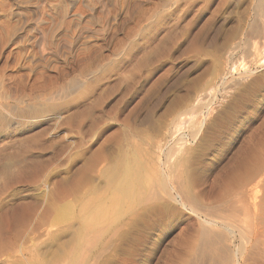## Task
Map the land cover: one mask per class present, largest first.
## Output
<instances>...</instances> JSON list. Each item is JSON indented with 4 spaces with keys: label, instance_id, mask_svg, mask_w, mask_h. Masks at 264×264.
I'll return each instance as SVG.
<instances>
[{
    "label": "rangeland",
    "instance_id": "obj_1",
    "mask_svg": "<svg viewBox=\"0 0 264 264\" xmlns=\"http://www.w3.org/2000/svg\"><path fill=\"white\" fill-rule=\"evenodd\" d=\"M16 1L0 0L12 7L0 8V37L7 34L0 38V105L10 111L0 113L12 122L0 125V264H174L199 226L210 227L205 220H215L214 209L245 182L244 202L251 210L258 205L264 230V63L243 74L245 55L231 51L244 37L252 0H185L182 11L174 0ZM159 22L166 38L155 39L163 46L142 64L145 33L154 35ZM90 67L99 68L98 76L88 77ZM66 87L68 93L61 91ZM46 91L58 110H19L43 102ZM197 99L206 103L198 128L182 120L177 138L170 137L176 112L189 111ZM157 141L169 144L160 149ZM170 153L180 167L185 163L184 184L197 211L164 180ZM249 166L255 170L246 177ZM235 175L243 179L235 182ZM160 178L171 192L167 203Z\"/></svg>",
    "mask_w": 264,
    "mask_h": 264
},
{
    "label": "bare ground",
    "instance_id": "obj_2",
    "mask_svg": "<svg viewBox=\"0 0 264 264\" xmlns=\"http://www.w3.org/2000/svg\"><path fill=\"white\" fill-rule=\"evenodd\" d=\"M7 1V0H6ZM18 1V0H17ZM16 1V2H17ZM28 1V0H27ZM45 1V0H44ZM44 1H42V2H44ZM170 1H172V0H170ZM187 1V0H186ZM185 0H174V2L173 3H175L176 5H177V10H180V11H182V8H184L182 5L183 4H185V2H186ZM227 1V3L229 2L228 0H226ZM248 1H250V0H248ZM2 2V1H1ZM19 2H22V0H20V1H18V3ZM31 2V1H30ZM38 2V0H36V2H34V3H37ZM42 2H41V4H42ZM73 2V1H72ZM130 2V1H129ZM189 2V1H188ZM191 2V1H190ZM193 2H194V0H193ZM251 2V6H249L248 8H250V10L248 11L249 13H247L248 14V16H247V22H246V25H244V27L246 26V28H244L241 24V26H242V32H241V35L242 36H244L243 37V39L242 40H239V42L240 43H237L236 42V44L234 45V49L232 48L231 49V51L233 50V51H235L236 49L237 50H241L242 51V53L245 55V57H246V61H245V63H243L244 62V55L242 56V58H243V65L242 66H244V73L243 74H248L249 72H251V68H253V67H258V66H260L262 63H264V62H262L263 60H264V0H252V1H250ZM6 4H12V3H14V1L11 3V2H9V3H7V2H5ZM4 3V4H5ZM28 3V2H27ZM27 3H25V4H27ZM226 3V4H227ZM233 3V2H232ZM3 4V3H2ZM2 4H0V8L2 9V7H7V8H10V6L9 5H7V6H3ZM21 4V3H20ZM33 4V3H32ZM38 4H39V2H38ZM225 4V5H226ZM230 4V3H229ZM247 4H249V3H247ZM2 5V6H1ZM35 5V4H34ZM40 5V4H39ZM224 5V4H223ZM9 6V7H8ZM36 6H38V5H36ZM175 6V5H174ZM182 6V7H181ZM186 6V5H185ZM228 6V5H227ZM14 7V6H13ZM17 7V6H16ZM18 7H22V6H19L18 5ZM23 7H24V4H23ZM26 7V6H25ZM32 7V6H31ZM30 7V8H31ZM34 7V6H33ZM161 7H163V6H161ZM165 7V6H164ZM224 7V6H223ZM229 7H230V5H229ZM12 8V7H11ZM10 8V9H11ZM40 8V7H39ZM42 8V7H41ZM186 8H187V6H186ZM232 8V7H231ZM231 8H230V10H231ZM0 9V10H1ZM6 9V8H5ZM10 9H8V11L10 10ZM14 9V8H13ZM18 9V8H17ZM33 9V8H32ZM188 9V8H187ZM12 10V9H11ZM15 10V9H14ZM33 10H35V9H33ZM40 10V9H39ZM159 10V9H158ZM175 10H176V8H175ZM223 10H225V9H223ZM3 11H4V9H3ZM2 10H1V12H3ZM17 11V10H16ZM16 11H15V14H16ZM20 11V10H19ZM37 11V10H36ZM155 11V10H154ZM228 11H229V9H228ZM18 12V11H17ZM33 12H35V11H33ZM156 12V11H155ZM12 13H14V12H12ZM19 13V12H18ZM37 14H38V16H39V13L38 12H36ZM35 13V14H36ZM175 13H178V12H175ZM228 13V12H227ZM230 13L231 12H229L228 14L230 15ZM8 14V13H7ZM21 14H22V12H21ZM36 14V15H37ZM147 14V13H146ZM157 14V13H156ZM159 14V13H158ZM179 14V13H178ZM224 14V13H223ZM12 15V14H11ZM14 15V14H13ZM17 15V14H16ZM143 15H145V13L143 14ZM151 15H153V13L151 14ZM160 15V14H159ZM8 16H9V14H8ZM18 16H19V14H18ZM177 16V15H176ZM180 16V15H179ZM178 16V17H179ZM183 16V15H182ZM223 16V15H222ZM227 16V15H226ZM144 17H146V16H144ZM144 17H142L143 19H144ZM155 17V16H154ZM228 17V16H227ZM227 17H226V19H227ZM9 18H10V16H9ZM12 18V17H11ZM141 18V19H142ZM153 18V17H152ZM156 18V17H155ZM159 18V17H158ZM182 18V17H181ZM180 18V19H181ZM225 18V17H224ZM6 19H8V18H6ZM150 19V18H149ZM149 19H147V22H145V24L143 23V27H144V29L146 28V29H148V28H150L151 27V23L150 22H148L149 21ZM2 20V19H1ZM223 20V19H222ZM221 20V21H222ZM246 20V19H245ZM245 20H243V21H245ZM5 21H7V20H5ZM154 21V20H153ZM160 21V20H159ZM163 21V20H162ZM181 21V20H180ZM179 21V22H180ZM242 21V20H241ZM152 22V21H151ZM167 22V21H166ZM6 23V22H5ZM4 23V24H5ZM9 23V22H8ZM223 23V22H222ZM0 24H1V22H0ZM243 24H244V22H243ZM9 25V24H8ZM167 25V24H166ZM179 25V24H178ZM1 26H3V25H1ZM10 26H11V32H12V29L14 28L15 29V27H13L12 25H9V27H8V29L10 30ZM165 25H164V22H159L157 25H156V28H155V30H153V33H154V35H151L149 32H144L145 33V36H144V38H143V45L141 46V51H142V55H141V61L140 62H142V64H148V63H150L151 61H152V59H154L155 58V56L158 54V53H160V44L161 43H156V36L159 34V33H161V31L164 29L165 30V27H164ZM175 26H176V24H175ZM13 27V28H12ZM36 28H37V26H35ZM164 27V28H163ZM177 27V26H176ZM3 29L5 28H7V25H5V27L3 26L2 27ZM35 28V29H36ZM168 28V27H167ZM244 28V29H243ZM2 29V31H6V33H9V30L7 31V30H3ZM34 29V28H33ZM39 29V28H38ZM37 29V30H38ZM80 28H78V30H79ZM151 29H152V27H151ZM169 29V28H168ZM167 29V30H168ZM176 29V28H175ZM240 29V28H239ZM36 30V31H37ZM166 30V31H167ZM241 30V29H240ZM246 30H250V32H248V33H246ZM80 31H83V28L82 29H80ZM147 31H149V29L147 30ZM10 32V33H11ZM34 32V31H33ZM152 32V31H151ZM213 32H214V30H213ZM217 32V31H216ZM1 33H3V32H0V35H2ZM38 33H40V32H38ZM78 33V32H77ZM80 33H82V32H80ZM79 33V34H80ZM215 33V32H214ZM240 33V32H239ZM239 33H237V35L239 36ZM249 33H252V35H253V37L255 36V38H256V40L255 41H253L252 39H250V38H248V40L247 39H245V37H247V35L249 34ZM15 34H17V33H15ZM14 34V35H15ZM36 34V33H35ZM42 34H43V31H42ZM142 34H143V32H142ZM165 34H167L166 32H165ZM209 34V33H208ZM4 35H5V33H4ZM4 35L2 36V37H0V38H2V41H3V37H4ZM7 35V34H6ZM5 35V36H6ZM18 35V34H17ZM38 35V34H37ZM40 35V37L38 38V42L39 41H42L43 42V40H44V38L42 37L43 35H41V34H39ZM78 35V34H77ZM156 35V36H155ZM160 35V34H159ZM169 35V34H168ZM212 36H213V34H211ZM211 35H210V37H211ZM236 35V36H237ZM8 36H9V34H8ZM19 36V35H18ZM36 36V35H35ZM163 36H165L164 34L161 36L160 35V37H163ZM207 36V35H206ZM10 37H11V35H10ZM24 37V36H23ZM41 37H42V39H41ZM168 37V36H167ZM249 37V36H248ZM251 37V36H250ZM14 38V37H13ZM36 38V37H35ZM164 38H166V36L164 37ZM207 38V37H206ZM237 38V37H236ZM239 38V37H238ZM237 38V39H238ZM242 38V37H241ZM5 39V38H4ZM40 39V40H39ZM160 39V38H159ZM210 39V38H209ZM254 39V38H253ZM35 40V39H34ZM250 40H251V42H250ZM1 41V40H0ZM5 41H7V39L5 40ZM61 41V40H60ZM59 41V42H60ZM210 41V40H209ZM9 42L11 43V40H9ZM58 42V41H57ZM62 43L63 42H65V41H61ZM60 42V43H61ZM163 42V41H162ZM208 42V41H207ZM7 43H8V41H7ZM36 44H37V42H35ZM41 43V42H40ZM44 43V42H43ZM61 43V44H62ZM67 43V42H66ZM0 44H2V43H0ZM42 44V43H41ZM40 44V45H41ZM60 44V45H61ZM68 44V43H67ZM155 44V45H154ZM243 44V45H242ZM40 45H38V46H40ZM43 45V44H42ZM154 45V46H153ZM162 45V44H161ZM0 46H2V45H0ZM3 46H4V44H3ZM7 46V45H6ZM5 46V47H6ZM54 46H56V45H54ZM153 46V47H152ZM163 46V45H162ZM140 47V46H139ZM232 47V46H231ZM2 48V47H1ZM55 48V47H54ZM62 48H63V45H62ZM61 48V49H62ZM135 49V48H134ZM162 49L163 48H161V51H162ZM230 49V48H229ZM1 50V49H0ZM54 50H56V49H54ZM136 50V49H135ZM139 50V49H138ZM163 50H165V49H163ZM4 51V50H3ZM45 51V50H44ZM91 51V50H90ZM229 52H230V50H229ZM238 52V51H237ZM240 52V51H239ZM2 52H0V54H1ZM5 53V52H4ZM133 54V53H132ZM6 55V54H5ZM138 55V54H137ZM136 55V56H137ZM160 55V54H159ZM1 56H3V55H1ZM136 56H134V57H136ZM138 56H140V55H138ZM158 56V55H157ZM4 57V56H3ZM92 57V56H91ZM131 57H133V56H131ZM5 58V57H4ZM120 58V57H119ZM137 58V57H136ZM89 60H90V58H89ZM97 61H100L99 60V58H97ZM119 61V60H118ZM101 62V61H100ZM3 63V62H2ZM94 63V62H93ZM92 63V64H93ZM96 63V62H95ZM99 64V63H98ZM101 64H102V62H101ZM113 64V63H112ZM114 64H116V62L114 63ZM141 64V65H142ZM95 64H93V66H94ZM89 66V65H88ZM87 66V69L86 70H88V67ZM100 67L101 66H103V65H99ZM98 66V67H99ZM107 66V65H106ZM106 66L104 65L103 67H105V68H103V69H106ZM98 67H96V68H98ZM95 67L93 68V69H96ZM92 69V70H93ZM99 69V68H98ZM98 69H96V70H98ZM102 69V70H103ZM91 70V67H90V69H89V75H90V73L91 72H94V70L92 71ZM104 71V70H103ZM103 71H100V72H102L103 73ZM96 72V71H95ZM95 72H94V74H95ZM97 73H99V71L97 72ZM84 74H86V73H84ZM83 74V78H86V77H84L85 75ZM87 74V75H88ZM93 74V75H94ZM88 75V77H90L91 78V76H93L92 74L89 76ZM95 75H97V74H95ZM101 75V74H100ZM103 75V74H102ZM101 75V76H102ZM248 75H250V74H248ZM98 76V75H97ZM101 76H99V77H101ZM95 77V76H94ZM220 77V76H219ZM244 77V76H243ZM249 77V76H248ZM96 78V77H95ZM98 78V77H97ZM217 78V77H216ZM221 78V77H220ZM245 78V77H244ZM82 79V78H81ZM80 79V80H81ZM94 79V78H93ZM93 79H92V81H93ZM105 79V78H104ZM98 81H102L103 79H101V78H99V79H97ZM96 80V81H97ZM81 81H83V80H81ZM88 81V80H87ZM91 81V80H90ZM221 81V80H220ZM76 82H78L77 80H76ZM80 82V81H79ZM78 82V84H80ZM86 82V81H85ZM89 82V81H88ZM94 82V81H93ZM91 83L90 82V84H94V83ZM8 83V82H7ZM74 84V83H73ZM73 84H71V86L73 85ZM77 84V83H76ZM87 84V83H86ZM89 84V87L91 86ZM14 85L15 84H13V87H14ZM17 85V84H16ZM41 85H43V84H41ZM83 85H85V83L83 82V84L81 83V85L80 86H83ZM10 86V85H9ZM8 86V87H9ZM19 86H21V85H19ZM19 86H18V88H19ZM26 86V85H25ZM35 86V85H34ZM45 86H47L46 84H45ZM49 86V85H48ZM76 86V85H75ZM87 86V85H86ZM12 87V86H11ZM10 87V88H11ZM23 87V86H22ZM31 87H32V85H31ZM77 87V86H76ZM76 87H72L73 88V90L72 91H74V89L76 88ZM79 87V86H78ZM84 87V86H83ZM9 88V89H10ZM15 88V87H14ZM28 88V87H27ZM26 88V89H27ZM37 88V87H36ZM44 89H45V87H43ZM48 88V87H47ZM49 88H51V87H49ZM67 88V89H66ZM64 90H61V91H65L66 90V93H68L70 90H71V87H66ZM81 88V87H80ZM79 88V89H80ZM13 89V88H12ZM22 89V88H21ZM23 89H25L24 87H23ZM22 89V90H23ZM29 89V88H28ZM40 89V88H39ZM63 89V88H62ZM68 89H70L68 92H67V90ZM77 90H78V88H76ZM75 89V90H76ZM84 89V88H83ZM82 89V90H83ZM88 89V88H87ZM14 90V89H13ZM30 90H31V88H30ZM41 90V89H40ZM46 90H48V89H46ZM81 90V89H80ZM11 89H10V93H11ZM14 91H16V90H14ZM32 91V93L34 92L33 90H31ZM30 91V92H31ZM42 91H43V89H42ZM41 91V92H42ZM84 91V90H83ZM18 92H19V90H18ZM76 92H79V91H76ZM16 93V92H15ZM21 93H23V91L21 92ZM24 93H26V92H24ZM24 93H23V96H24ZM28 93H29V90H28ZM28 93H26L25 94V96L26 95H28ZM46 93H47V91H46ZM48 93H49V95H48ZM47 93V95H45L46 97L47 96H50V97H48V99H45V98H43L44 96H43V94H41L42 95V98H43V102H41V103H38L36 106H33V105H31V106H33V107H30L29 108V106H28V108H26V110H25V108L24 109H19L20 111H22L23 112V110L24 111H27L29 114L30 113H36V112H43V111H54V110H58V108L55 106V104L53 105L52 103H54V102H56L55 100L53 101V98H54V95H52V97H51V94H50V92H48ZM60 93V92H59ZM65 93V92H64ZM65 93V94H66ZM82 93V91L81 92H79V94H81ZM45 94V93H44ZM78 94V93H77ZM78 94V95H79ZM1 95H2V93H1ZM17 95V94H16ZM18 95H20V94H18ZM31 95V94H30ZM40 95V94H39ZM40 95V96H41ZM60 95V97L59 98H61V101H62V98H63V96H65L64 94H63V96L61 97V93L59 94ZM4 95H2V97H3ZM13 96V95H12ZM1 97V99H3ZM5 97H6V95H5ZM4 97V98H5ZM28 97H30V96H28ZM27 97V98H28ZM31 97H32V95H31ZM30 97V98H31ZM213 97V96H212ZM41 98V97H40ZM39 97H38V99H40ZM0 99V100H1ZM7 99V98H6ZM11 99V98H10ZM29 99V98H28ZM36 99V98H35ZM45 99V100H44ZM56 99V98H55ZM65 99V98H64ZM18 100V99H17ZM16 100V101H17ZM30 100H32V99H30ZM34 100V99H33ZM66 100V99H65ZM200 100V99H199ZM198 99H197V101H195V102H192L191 104H190V110L188 111V109H187V111H184V112H176V113H178L177 115H175L176 117L175 118H173L174 119V130L176 131V132H172L171 131V135H170V137L173 135V137H174V134L176 135V133H178V127H180V126H178L177 127V125H179L180 124V122L182 121V120H184L185 121V123H187V125L189 126V128H191V129H194V128H198V123L199 122H197V117H199L198 115L200 114V117H201V112H202V110H203V108L204 107H206V106H204V104L203 103H205V102H198L199 101ZM2 101V100H1ZM34 101H37V100H34ZM34 101H32V102H34ZM39 101V100H38ZM37 101V102H38ZM60 101V100H59ZM19 102V101H18ZM22 102V101H21ZM20 102V103H21ZM31 102V101H30ZM65 102V101H64ZM67 102V101H66ZM198 102V103H197ZM207 102V101H206ZM200 103H202V104H200ZM1 104V103H0ZM4 104H5V102H4ZM17 104H19V103H17ZM27 104V103H26ZM32 104H35V103H32ZM206 104V103H205ZM16 105V104H15ZM22 105H24V103L22 104ZM28 105V104H27ZM30 105V104H29ZM19 106V105H18ZM17 106V107H18ZM204 106V107H203ZM7 107H10L9 105L7 106ZM25 107V106H24ZM27 107V106H26ZM0 108H1V110L3 109H7L8 111H9V108H5V105H0ZM12 108L14 109L15 107L14 106H12ZM19 108H20V106H19ZM33 109V110H32ZM206 109V108H205ZM0 110V111H1ZM18 110V109H17ZM16 110V111H17ZM4 112V111H3ZM5 112H7L6 110H5ZM10 112V111H9ZM3 114H8V112L7 113H3ZM2 113H0V125H2V124H8V126H9V123L11 122L7 117H5L4 115H3ZM14 115V114H13ZM56 115V114H55ZM10 116V115H9ZM57 116H59L58 114H57ZM12 118V117H11ZM10 118V119H11ZM58 119V118H57ZM16 120V119H15ZM18 120V119H17ZM201 120V119H200ZM15 122V121H14ZM12 123V122H11ZM18 123V122H17ZM14 124V123H13ZM173 124V123H172ZM183 124V123H182ZM185 125V124H184ZM184 125H182V126H184ZM11 126H12V124H11ZM197 126V127H196ZM2 128H3V125L1 126ZM6 127V126H5ZM169 127L170 126H168L167 128L169 129ZM10 128V127H9ZM167 128H166V130H167ZM173 128V127H172ZM172 128H170V129H172ZM186 128H187V126H186ZM4 129V128H3ZM169 129V130H170ZM177 129V130H176ZM180 130H181V128H180ZM183 130V129H182ZM199 130V129H198ZM195 131V130H194ZM170 132V131H169ZM168 132V134H170ZM166 133V132H165ZM180 133V132H179ZM163 134V133H162ZM196 134V133H195ZM194 134V135H195ZM168 136V135H167ZM183 136V135H182ZM182 136H179L180 138L179 139H177L176 141H173V143L175 142H180L181 141V139H183V137ZM163 137H164V135H163ZM176 137V136H175ZM174 137V138H175ZM165 138V137H164ZM177 138V137H176ZM166 139V138H165ZM164 139V142L166 141ZM170 140V139H169ZM158 141L160 142V141H162V139L160 140V139H158ZM157 141V143H156V145L159 143ZM163 142V141H162ZM163 142V143H164ZM166 142H169V141H166ZM172 142V141H171ZM160 144H161V142H160ZM160 144H159V146H160ZM169 144V143H168ZM167 144V145H168ZM177 144V143H176ZM181 143H179V146H181L180 145ZM167 145H161L159 148L160 149H163V147L165 146H167ZM188 145V144H187ZM153 146V145H152ZM184 146V145H183ZM178 147V146H177ZM187 147V146H186ZM152 148H154V147H152ZM167 148V147H166ZM165 148V149H166ZM180 148V147H179ZM184 148V147H183ZM187 148H190V147H187ZM155 149V148H154ZM156 149H157V147H156ZM191 149V148H190ZM159 150V149H158ZM181 149H178V151H180ZM185 150H187V149H185ZM184 150V151H185ZM160 151H162V150H159L158 151V153L160 152ZM166 152L168 151V150H165ZM174 151V150H173ZM178 151H176V149H175V153H176V156L179 154V152ZM182 151H183V149H182ZM163 152V151H162ZM161 152V153H162ZM169 152V151H168ZM186 152V151H185ZM164 153V152H163ZM174 153V152H173ZM174 153V154H175ZM178 153V154H177ZM189 153V152H188ZM153 154V153H152ZM160 154V153H159ZM171 154V153H170ZM170 154H167L168 155V157L171 159V158H173V154H171V157L169 156ZM161 155V154H160ZM181 155V154H180ZM184 155V154H183ZM186 155V154H185ZM154 156H155V154H153V156H152V158L154 159ZM162 156V155H161ZM176 156H175V159H171V160H169V158H167L166 157V159H167V161L165 162V163H168V162H170L169 164H167L168 165V169L170 170V171H167L168 172V174L167 175H165L166 177L164 178V180L167 178V179H169L170 181H168V185H169V183H171V186L169 185V187H171L170 189L172 190L171 192H174V194L176 193V196L180 199V200H178V201H182V203L183 204H189L190 206H191V208H192V212L193 211H197V209L200 207V206H198V201L190 194V192H189V189H188V187H186L185 185L186 184H184V174L186 173V171L184 172V171H182V168L183 167H185L184 166V162H186L187 161V159L186 158H182V160H184L183 161V167H180L181 166V161H176L178 158H179V156L176 158ZM156 157V159H157V157H158V154L155 156ZM180 157H182V156H180ZM184 157H186V156H184ZM151 158V157H150ZM151 158V159H152ZM151 159L149 160L148 159V161L150 162L151 161ZM180 159V158H179ZM186 159V160H185ZM189 159V158H188ZM157 160H160L159 159V157H158V159ZM181 160V159H180ZM147 161V160H146ZM147 161V162H148ZM153 161V160H152ZM148 162V163H149ZM156 162V161H155ZM141 163V162H140ZM153 162H151V164H152ZM159 162L157 161V164H158ZM165 163H163V164H165ZM151 164H150V166H151ZM161 164V163H160ZM159 165V164H158ZM158 165H157V167H158ZM166 165V164H165ZM165 165H163V166H165ZM166 165V166H167ZM150 166H148L147 165V167L149 168ZM153 166H155V163L153 164ZM161 166V165H160ZM187 166V165H186ZM146 167V168H147ZM156 166H155V168H157ZM145 168V167H144ZM145 168V169H146ZM151 168V167H150ZM153 169H154V167H152ZM163 168V167H162ZM158 169H160V168H158ZM167 169V170H168ZM138 171H139V169H137ZM136 170V172L138 173V171ZM154 170H156V169H154ZM162 170V169H161ZM160 170V171H161ZM255 169H254V167H252V166H249V168H247L246 169V177L252 172V171H254ZM141 171V170H140ZM139 171V172H140ZM147 171V169L145 170V172ZM158 171V170H157ZM160 171H158V172H160ZM135 172V173H136ZM144 172V173H145ZM157 172V173H158ZM166 172V173H167ZM141 173V172H140ZM160 174H162V173H160ZM138 175V174H137ZM141 175V174H140ZM163 175V174H162ZM126 176H127V174H126ZM142 176V175H141ZM141 176H139L138 175V177L139 178H141ZM186 176V175H185ZM188 176V175H187ZM134 177V176H133ZM164 177V176H163ZM136 178H137V176H136ZM234 178H236L235 179V182H240L242 179H240V177L239 176H237V175H235L234 176ZM134 179H135V177H134ZM133 179V180H134ZM139 179H137V181H138ZM158 180H159V178H158ZM160 180L162 181H160L161 182V184H160V186L159 187H161L163 190L161 191V192H163V191H165V193H166V195H168V196H164L163 197V199L162 200H164L165 201V199L167 200V199H170V198H172V196H171V192L170 193H168V186H167V183H165L166 181H164V180H162L161 178H160ZM187 182V181H186ZM127 185V184H126ZM249 184H248V182H245L242 186H241V188L242 189H240V187H239V190L236 192H233L232 194H229V196H228V198L225 200V196L227 195H225L223 198H224V200H225V202H223L222 203V207L221 208H219V209H217L216 207V209L217 210H215L214 209V212L215 213H217V215H215L216 217V219L215 220H205V222L207 223V224H209L210 225V227H204L203 225H200L199 226V228L197 229V232H196V235L193 237V238H191L185 245H184V247L183 248H181V252H179V253H177V254H175V262H174V264H264V230H263V228L260 226V223H259V219H260V214H258V213H256L257 212V204L256 205H251V206H253V210H251L250 209V207L244 202L245 201V199H244V195H245V187H247ZM228 186V185H227ZM127 187V186H126ZM125 187V191H127V192H131L132 190L131 189H133L134 187L132 186V188H131V186L130 185H128V187H129V189H128V187L126 188ZM158 187V188H159ZM124 188V187H123ZM160 189V188H159ZM249 189H251V188H249ZM129 190H131V191H129ZM134 190V189H133ZM160 191V190H159ZM247 192H248V189H247ZM131 193H133V191L131 192ZM173 194V193H172ZM173 194V195H174ZM175 197V196H174ZM221 197V198H222ZM220 198V199H221ZM158 199H160V201H162L161 200V198H158ZM219 199V200H220ZM223 200V199H222ZM172 201H173V199H172ZM166 202V201H165ZM167 202H168V200H167ZM166 202V203H167ZM164 203V202H163ZM220 203V202H219ZM185 204V205H186ZM253 204V203H252ZM255 204V203H254ZM221 205V204H220ZM219 205V206H220ZM184 207V206H183ZM207 208V207H206ZM201 211H202V209H200ZM208 212H210V210H208ZM211 212H213V211H211ZM213 212V213H214ZM194 213H196V212H194ZM197 214V213H196ZM205 214V213H204ZM208 215V218H210L209 217V213L207 214ZM211 216H213V215H211ZM207 217V216H206ZM213 219H214V217H212ZM207 219V218H206ZM217 220V221H216ZM247 235V236H246ZM180 244H182L183 245V242H181Z\"/></svg>",
    "mask_w": 264,
    "mask_h": 264
}]
</instances>
